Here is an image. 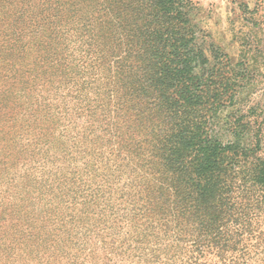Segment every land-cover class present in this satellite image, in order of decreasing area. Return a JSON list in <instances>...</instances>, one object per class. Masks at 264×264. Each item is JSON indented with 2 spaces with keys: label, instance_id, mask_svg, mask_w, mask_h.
I'll list each match as a JSON object with an SVG mask.
<instances>
[{
  "label": "trees",
  "instance_id": "trees-1",
  "mask_svg": "<svg viewBox=\"0 0 264 264\" xmlns=\"http://www.w3.org/2000/svg\"><path fill=\"white\" fill-rule=\"evenodd\" d=\"M24 2L37 22L15 50L32 59L3 101H19L25 146L3 153L33 185L11 203L36 194L48 220L108 236L106 264H241L264 238L255 39L232 56L193 0Z\"/></svg>",
  "mask_w": 264,
  "mask_h": 264
},
{
  "label": "rangeland",
  "instance_id": "rangeland-1",
  "mask_svg": "<svg viewBox=\"0 0 264 264\" xmlns=\"http://www.w3.org/2000/svg\"><path fill=\"white\" fill-rule=\"evenodd\" d=\"M193 1L200 7V25L214 42L232 56L237 55V37H242V34L255 39L264 53V0ZM24 4V0H0V264H106V258L114 259V249L108 245V236H103L96 230H85V223L82 227L66 220H48L50 205L46 201H39L36 194L23 195L21 206L10 201L13 197L20 196L21 189L33 185L32 180L24 176L27 170L23 172L20 168L22 162L15 163L13 159L8 171L6 170L3 153L9 147L17 149L19 145L25 146V139L19 135L22 126L19 120V101L13 100L11 96L9 102L13 103L12 108H9L10 103L3 101L11 88L18 84H12L13 77L9 72L11 65L15 63L21 68L20 61L26 66L32 59H23L22 53L15 50L18 45L15 39L28 38L34 29L32 23L37 22L36 15L19 14L18 10ZM243 8L245 12L242 11ZM4 13L6 17L3 19L1 16ZM16 17H20L19 21H15ZM6 38L14 39L9 40L11 44H8ZM9 45H12V51ZM262 57L259 59L258 76L255 80L259 95L257 99L264 106V55ZM7 124L13 126L10 130L12 146H8L4 139V127ZM25 137L29 142L28 136ZM14 155L16 154L13 152L12 156ZM9 206H13L12 210ZM35 215V224L41 225L40 228L31 227L20 220L29 216L33 220ZM260 223L263 228L264 215L261 216ZM256 241L255 247L241 258V264H264V238H257ZM121 264L142 263L136 262L134 257L126 256Z\"/></svg>",
  "mask_w": 264,
  "mask_h": 264
}]
</instances>
